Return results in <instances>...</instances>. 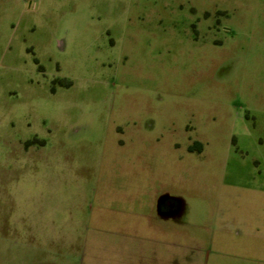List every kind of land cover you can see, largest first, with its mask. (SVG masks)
<instances>
[{"label":"rangeland","instance_id":"374dc122","mask_svg":"<svg viewBox=\"0 0 264 264\" xmlns=\"http://www.w3.org/2000/svg\"><path fill=\"white\" fill-rule=\"evenodd\" d=\"M262 169L264 0H0V264L165 199L160 264H252Z\"/></svg>","mask_w":264,"mask_h":264},{"label":"crops","instance_id":"0c3cea01","mask_svg":"<svg viewBox=\"0 0 264 264\" xmlns=\"http://www.w3.org/2000/svg\"><path fill=\"white\" fill-rule=\"evenodd\" d=\"M263 173L264 169L261 170L258 176H255V198L256 196L258 198L254 202L255 207L249 223L243 226L249 228V232L245 237L256 247L254 248L253 258L248 259V262L252 264H256V262L262 264L264 261L260 258L258 260L256 256L257 247L264 245ZM145 195V192H141L137 197L125 194L121 197L105 196V198L110 201L111 206L118 202H122V204H125L123 206H126L129 201L142 196L145 197ZM158 197L155 196L154 199ZM129 198L133 199L129 200ZM138 201L141 202L140 199ZM153 201L155 202V200ZM162 203L159 201L157 204L155 202V206L151 205L149 207L151 214L148 215H144L142 212L145 208L141 209L138 206L136 210H140V212L135 214L137 217L131 219L128 218L130 212H127V209H101L93 218H90L88 225H86L93 232H90L89 236L83 239H80L75 233L76 237L61 234L60 231L66 223H70V227L77 231L78 222H58L53 218L47 222L43 220L41 222L31 221L29 227L31 235H33V228L43 231H58L56 232L58 235L56 239L47 238L39 244L42 246L40 250L42 257L37 264H132L130 259L131 262L134 261L136 264H160V257L155 253V245H176V221L173 220V215L176 212L172 209L170 199H165ZM143 205L141 206L143 207ZM48 214L49 212H47ZM54 214H60V212H51V215ZM73 219L75 217L70 220ZM97 231L100 235L97 234ZM130 250H132L131 253Z\"/></svg>","mask_w":264,"mask_h":264},{"label":"trees","instance_id":"16d2710c","mask_svg":"<svg viewBox=\"0 0 264 264\" xmlns=\"http://www.w3.org/2000/svg\"><path fill=\"white\" fill-rule=\"evenodd\" d=\"M201 150H202L201 145H199V148H196V149L193 148V147H189V151H191V152H192V151H198V152H199V151H201Z\"/></svg>","mask_w":264,"mask_h":264}]
</instances>
